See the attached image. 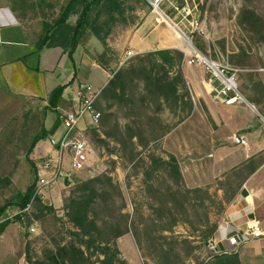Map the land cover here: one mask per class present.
<instances>
[{"label":"rangeland","instance_id":"374dc122","mask_svg":"<svg viewBox=\"0 0 264 264\" xmlns=\"http://www.w3.org/2000/svg\"><path fill=\"white\" fill-rule=\"evenodd\" d=\"M243 4L244 0H204L200 5L199 13L203 28L209 35L208 37L197 36L195 45L199 51L209 58L225 60L231 65L233 64L230 62L232 53L237 51L238 48H244L250 56L249 61L246 62L245 66L234 64L233 66L241 69L239 72L240 90L251 101L250 91L260 89L258 87L259 82H257L259 72L256 69L261 66L264 67V43L258 41L253 33L244 30L238 25L237 14ZM248 4L251 9L264 18V0H251ZM163 9L166 10L172 20H175L171 10L166 7H163ZM124 10V15L116 14V20L110 23L111 33L116 35L117 42L120 41L125 44V37H119L120 35L125 36L129 30L133 32L138 29H144L146 25H148L146 30L149 32H147L148 36L156 34L158 28L165 29L163 38L166 39L170 37L166 29L174 32L172 20L166 19V21H163L142 0H125ZM105 19L100 18L98 23H102ZM106 30L107 27L103 26L101 32H106ZM91 37L94 36L91 35ZM168 45L170 43L166 46ZM121 47L119 52L125 55L128 49L125 45H121ZM118 54L109 50L107 57L104 59V63L113 64V70L119 69L121 65L124 66L121 64L119 60L121 57ZM138 55L141 54L132 55L128 59L127 65ZM94 57L98 60L99 54ZM108 59H110V62H107ZM181 93L186 96L185 100L187 102L191 101L194 103L195 100L197 103L196 108L190 109L189 106L185 107L181 103L175 110H172L166 104L169 109V115H167L169 122L166 123H163L161 119L163 110L159 115L148 110L145 113L141 111L138 116L135 115L136 119L142 120L141 128L145 130V136L148 141L144 145L137 144V149L135 150L136 158L134 160L129 158L130 148L123 150L120 144L113 139H108V145L105 146L107 153L113 152L118 156L115 160L112 158L108 160L114 163L119 161L120 163L119 169L115 171L113 177L120 187L121 194H113V197L122 212L129 215V228L136 244L133 247L137 249L138 256L134 259L132 258L129 252L130 246H119V249L121 252L120 257L130 264H197L205 261L208 264H214L216 255L208 247V241L213 235L206 238L210 228L207 219L210 220L211 224H217L218 228L226 205L233 201L241 190V187L238 186L241 177L231 170L227 172L223 179L218 180L216 178L210 184L207 183L209 185L202 184L203 186H200L210 193V196L206 197L203 202L197 198L190 199L189 202L185 203L186 212L183 211V208H174L173 213L179 219L175 226L172 227L171 225L172 218H170L169 213L164 215L163 221L159 220L161 212L157 210L159 206L157 197H160L161 193L167 192L170 187H173L174 190L177 188V186H173L171 179L160 166L156 167L154 172L150 171L151 158L153 156L169 157L163 150L161 136L170 130L174 124L178 125V123L183 122L184 126H186L185 124L187 123L185 122L191 115L198 117L207 115L204 103L198 100L195 89L187 79L185 86L181 88ZM5 102L7 103V100ZM246 105L255 109L252 102L247 101ZM111 111L117 115L122 127H125L132 120L133 115L129 114L126 108L114 106ZM148 114H152L151 116L155 118L154 121L149 120ZM45 115L46 109L42 102L34 100L11 112L7 110L5 119L1 116L3 119L0 123L2 128L0 130L1 173L13 176L16 184H12L8 189H5L3 194L0 193V205H3L5 200L16 191H26L28 186H32L35 191L38 190L37 195L41 197L42 191L38 189L40 178H50L52 176L55 169L53 164L55 159L59 160V153L55 149L52 152L45 149L40 151L42 150L41 146L37 149L35 147L32 151L30 150L34 137L41 132L44 126ZM5 120L6 122H3ZM59 130L60 133L62 126L59 127ZM101 131L102 128L98 132L102 134ZM92 137L93 135L90 138ZM91 141H93L96 148L99 146L101 154H104L101 148L102 145L95 139ZM41 144L53 147L48 137L42 139ZM187 156L182 155L181 158L184 168H186V163H190ZM260 156L264 158V154ZM49 161L51 162L50 166L47 165ZM62 164H70L67 154H64ZM49 168H51L50 171ZM48 172L49 174L51 173L50 176ZM68 172L70 173L67 175L69 176V182L66 183V177L59 174L57 184L54 187L60 192L62 197L63 202L60 207H53L52 211H47L37 207L34 201L30 204L28 211H21L19 207L14 208L15 206H11L1 217L4 220H11L17 232L21 234L19 246H13L15 254L18 258H21L20 264H38L40 260L46 258L49 252L56 250L58 245H70L78 241L77 236L74 234L76 228L69 221L64 208L65 199L71 194L76 183H78L76 182L78 176L71 171ZM186 172L185 177L183 176L184 184L188 188H196L192 185V181L188 185L187 182L191 179V174H189V171ZM232 196L234 198L230 199ZM47 202H49L48 199ZM118 207L111 206L110 208L111 211L116 209V216H119L118 219H120ZM99 211L101 218L106 214L111 215L110 211ZM19 214L22 215L21 219H17ZM33 220L37 221L39 225L35 232L30 230ZM108 232L111 236L113 235L110 229H108ZM224 247H226L227 252H238L243 264H264L263 246L228 245ZM83 248L85 247L83 246ZM170 248H174V250L167 253L166 251ZM97 256L96 254L93 255L94 261H97Z\"/></svg>","mask_w":264,"mask_h":264},{"label":"crops","instance_id":"0c3cea01","mask_svg":"<svg viewBox=\"0 0 264 264\" xmlns=\"http://www.w3.org/2000/svg\"><path fill=\"white\" fill-rule=\"evenodd\" d=\"M68 1L0 0V37L2 41L0 42V123L5 119L7 110L11 112L16 108L19 109L29 101L40 100L46 109L50 92L59 84H65L66 87L59 101L58 114L68 112L78 105L76 90L81 82L87 81L102 90L113 76V64L104 63L105 58L97 60L94 57L96 54H101L105 48L96 37L89 38L85 44L81 45L80 43L72 59L60 46H45L41 50L38 49V43L46 32L45 27L53 26ZM76 20L77 15H72L67 23L74 24ZM147 29L148 25L144 29L133 32L129 30L125 36L120 35L119 37H125V44L117 42L116 35L111 33L106 40L107 47L110 51L119 53L121 64L125 59L128 61L135 54H144L159 49L182 51V43L177 41L175 33L171 30L166 29L170 36L169 39H166L163 38L165 29L158 28L157 33L153 36H148ZM168 43L170 45L166 46ZM121 45H125L128 51H132L130 57H128V51L125 55L119 52L122 48ZM127 61L123 63L124 66L127 65ZM107 62H110V59ZM182 70L185 79L195 89L198 100L204 103L207 115L203 117L189 116L185 122L186 126L183 122L178 125L174 124L161 136L162 147L167 154H172L178 159L184 177L185 172L189 171L191 179L187 182L188 185L192 181L194 187H200L203 186L202 184H210L216 178L223 179L231 170L240 169L252 156L264 154V67L256 69L259 72L257 82H259L260 89L250 91L252 101L246 98L248 102H252L255 109L250 108L246 103L226 105L216 101L213 97L214 82L204 72L202 65L189 64L188 58L185 57ZM171 73H176V66ZM196 106L197 103L194 100L193 107L196 108ZM98 110L100 109L98 108ZM168 111L166 104H163V113L161 114L163 123L169 122L167 120ZM58 114L46 109L43 127L49 131V141L52 136L56 137L59 134L60 130L57 129L53 135H50V130L56 123ZM90 127V120L85 117L80 121L78 129ZM0 130H2L1 125ZM235 134L244 135L248 140V145L244 147L235 144L233 141ZM101 136L104 137L103 134ZM134 140L136 142V138ZM40 146L42 148L40 151L45 149L52 152L54 149L52 146L41 144V140L35 147L37 149ZM101 148L104 154H101L98 146L97 158L91 161V165L97 170V173L105 171L114 176L120 163L119 161L114 163L108 159L115 160L118 156L113 152L107 153L104 146ZM182 155H188L190 160V163H186V168L182 165ZM50 161L47 164L51 165ZM68 171L78 176L76 182L90 177L86 170H73L71 161L68 165H61L59 174L68 178L67 175L70 174ZM50 174L48 172L49 176ZM10 177L12 184H16L14 177ZM239 192L238 196L226 205L219 226L212 237L225 241L226 236L240 233L242 238L239 244L234 246H263L264 249V235L256 238L250 234V226L255 222L259 223L264 232V163L244 181ZM41 193L45 205L54 208L62 205L60 192L55 188L50 191L43 190ZM133 237L131 232L126 233L117 239V245L118 247L130 246L129 252L134 259L138 254L137 249L133 247L136 246ZM20 238L21 234L17 232L13 223L8 224L0 232V264H20L21 258H18L13 248V246H19ZM219 246H228V243L225 241L224 245L220 242ZM129 261L131 262V260Z\"/></svg>","mask_w":264,"mask_h":264},{"label":"trees","instance_id":"16d2710c","mask_svg":"<svg viewBox=\"0 0 264 264\" xmlns=\"http://www.w3.org/2000/svg\"><path fill=\"white\" fill-rule=\"evenodd\" d=\"M142 1L150 6L148 0ZM250 1L244 0V4L237 14V23L244 30L253 33L258 41L264 43V18L250 8L248 4ZM124 5L125 0H69L54 21L53 26L45 27L46 32L38 43V49L41 50L45 46H60L72 59L77 46L80 43L81 45L85 44L93 35L105 46L103 52L99 54L98 60L107 57L109 48L106 40L112 32L110 23L116 20V14L124 15ZM72 15H77V20L74 24H69L67 21ZM100 18L105 20L98 23ZM103 26L107 27L106 32H101ZM173 30L177 41L183 43L184 40L174 28ZM230 58V62L234 65L245 66L250 56L241 47L233 52ZM184 61L185 54L180 50L159 49L138 55L127 66L112 70L113 76L101 90L100 97L96 102V108L99 106L102 117L99 128L90 127L88 129V134L90 135L92 132L91 135H93L91 140L95 139L105 147L108 145V139H113L120 144L123 150L130 148L129 158L134 160L137 143L144 145L148 141L145 130L141 128L142 120L136 119L135 115L138 116L141 111L145 113L147 110L159 114L163 110V104H168L172 110H175L181 103L185 107L189 106L190 109H193V103L187 102L186 96L181 93V88L186 84L182 70ZM174 66H176V73L172 74ZM65 87V84H59L50 92L47 110L58 114L59 101ZM104 103L105 105H103ZM114 106L126 108L128 113L133 115L131 122L125 127L121 126L117 115L111 111ZM151 115L148 114L147 117L154 121L155 118ZM59 119L60 115L58 114L57 120ZM100 128H102L103 138L98 132ZM48 136L49 131L43 127L41 132L34 137L30 150L32 151L40 140ZM168 155V158L153 156L150 171L154 172V169L160 166L171 179L173 186H177L175 190L170 187L167 192L161 193L160 197H157L159 201L157 210L161 212L159 220L163 221L164 215L169 213L173 227L179 220L173 213L174 208L180 207L186 212L185 203L190 199L197 198L203 202L206 197L210 196V193L201 187L188 188L184 184L178 159L172 154ZM263 163L264 158L255 155L249 158L240 169L232 170L233 173L239 174L241 177L238 186L241 187L244 181ZM10 186H12L11 177L3 176L0 173V193L2 194ZM113 194L120 195V187L114 181L113 175L105 171L76 183L71 194L65 199L64 208L69 221L76 228L74 234L78 241L70 245H58L56 250L49 252L46 258L40 260L38 264H128L120 257L121 252L117 245V239L131 232L129 215L122 212L121 208L117 206ZM34 201L36 206L41 209L53 210L52 206L43 203L32 186L24 192L16 191L5 200L3 205H0V232L11 223V220H2L1 218L9 207L16 206L24 211ZM111 206L118 207L120 219H118L119 216H116V209L111 211ZM99 210L101 212L110 211L111 215L106 214L101 218ZM21 216L19 214L17 219H21ZM117 219L118 221H116ZM207 223L210 228L206 238H209L217 229V224H211L209 219H207ZM108 229L113 233L112 236ZM173 250L174 248H170L166 252L169 253L168 251ZM95 254L98 255L97 261L93 260ZM214 261V264H243L238 252L223 251L216 254ZM197 264H208V262H198Z\"/></svg>","mask_w":264,"mask_h":264},{"label":"built area","instance_id":"2783aa9c","mask_svg":"<svg viewBox=\"0 0 264 264\" xmlns=\"http://www.w3.org/2000/svg\"><path fill=\"white\" fill-rule=\"evenodd\" d=\"M203 1L204 0H148L152 11L163 21H166V19L172 20L163 7L172 11L175 20L171 22L174 24V28L178 30L180 37L184 40L181 49L185 57L188 58L189 64L202 65L204 71L213 80L214 99L226 105L244 104L247 102V99L241 92L239 86V72L241 69L231 65L225 60H214L209 58L199 51L195 45L197 36L208 37L209 35L203 28V22L199 13V8ZM0 42H2L1 37ZM131 54L132 51H128V57H130ZM126 61L125 59L122 64ZM100 94L101 89L96 88L87 81L81 82L76 90L77 107L60 114V126H62V131L58 136H52L50 138L51 144L59 153V160L55 159V171L50 178H40L38 189L41 191L52 190L55 187L64 154L69 156L73 170H86L89 172L90 177L99 174L91 165V161L97 158L98 150L90 139V135L88 134L89 128L79 130L78 126L81 120L88 117L91 127H100L102 113L96 108V102ZM233 141L235 144L244 147L248 145V140L244 135H233ZM47 165L49 166L50 163ZM29 208L30 205L24 211H28ZM38 228V222L34 221L30 230L35 232ZM250 234L256 238H260L264 235L258 222L250 226ZM241 238L242 234L235 233L226 236L225 241L228 245L234 246L239 244ZM225 241L211 237L208 241V247L215 255L222 253L227 250L224 246L220 247L219 243L221 242L225 245Z\"/></svg>","mask_w":264,"mask_h":264},{"label":"water","instance_id":"95a60500","mask_svg":"<svg viewBox=\"0 0 264 264\" xmlns=\"http://www.w3.org/2000/svg\"><path fill=\"white\" fill-rule=\"evenodd\" d=\"M61 125V120H57L52 129L50 130V135H53L55 131L58 129V127ZM66 183H68V178L65 180Z\"/></svg>","mask_w":264,"mask_h":264},{"label":"bare ground","instance_id":"6f19581e","mask_svg":"<svg viewBox=\"0 0 264 264\" xmlns=\"http://www.w3.org/2000/svg\"><path fill=\"white\" fill-rule=\"evenodd\" d=\"M174 28V27H173ZM175 29V28H174ZM176 30V29H175ZM176 32L179 34V32L176 30ZM180 35V34H179Z\"/></svg>","mask_w":264,"mask_h":264}]
</instances>
